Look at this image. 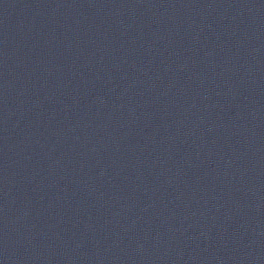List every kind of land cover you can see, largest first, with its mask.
I'll return each mask as SVG.
<instances>
[{
  "label": "water",
  "instance_id": "1",
  "mask_svg": "<svg viewBox=\"0 0 264 264\" xmlns=\"http://www.w3.org/2000/svg\"><path fill=\"white\" fill-rule=\"evenodd\" d=\"M0 264H264V0H0Z\"/></svg>",
  "mask_w": 264,
  "mask_h": 264
}]
</instances>
